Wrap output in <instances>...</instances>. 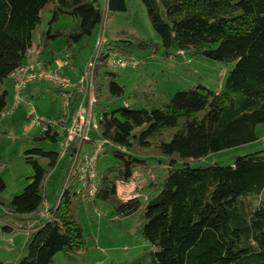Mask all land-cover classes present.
<instances>
[{
	"label": "trees",
	"instance_id": "16d2710c",
	"mask_svg": "<svg viewBox=\"0 0 264 264\" xmlns=\"http://www.w3.org/2000/svg\"><path fill=\"white\" fill-rule=\"evenodd\" d=\"M141 1L161 43L126 32L121 34L125 45L107 40L106 19L112 13H125L127 0H0V128L13 104L9 105L10 87L14 89L12 71L42 61L72 79L62 70L63 57L70 63L71 49L96 32L89 61L96 99L93 108L101 128L98 137L111 143L99 156V189L93 203H108L115 217L133 216L138 232L149 242L141 254L108 264H264V153L235 156L230 164L192 166L211 153L260 138L258 125L264 123V0ZM44 13L50 19L40 29ZM64 15L74 24L56 28ZM57 40H64L65 46L43 58ZM134 47L153 48L166 56L172 52L185 56L191 50L232 67L216 89L197 84L167 100L141 90L135 103L124 100L111 107L126 96L116 68L138 64L110 66V54L135 62L131 58ZM8 79L11 86L5 84ZM74 107L73 103L70 108ZM65 116L66 112L49 117L57 124L45 122L46 128L38 127L40 132L29 141L24 157L34 173L20 194L6 200L2 196L6 183L0 176V231L13 232L17 221L32 222L26 255L16 263L0 259V264H53L59 252L74 254L86 249L87 237L78 213L81 203L87 201L77 195L78 177L73 168L80 148L84 144L93 148L94 139L72 142L63 156L61 150L39 146L41 142L61 146L66 138ZM154 159L168 170L156 188L153 172L148 178ZM59 166L62 179L54 189L53 203H47L46 182ZM129 180L138 186L134 196L124 200L118 194V183ZM146 180L156 193L143 201L139 192ZM45 203L48 217L41 216Z\"/></svg>",
	"mask_w": 264,
	"mask_h": 264
},
{
	"label": "rangeland",
	"instance_id": "374dc122",
	"mask_svg": "<svg viewBox=\"0 0 264 264\" xmlns=\"http://www.w3.org/2000/svg\"><path fill=\"white\" fill-rule=\"evenodd\" d=\"M127 4L128 10L125 13H112L106 19L107 40L113 45H125L126 42L121 41L124 39L121 34L126 32L147 41L161 43V38L149 19L144 3L141 0H127ZM49 19L50 14L44 13L40 29L48 26ZM74 22L70 16L64 15L55 27L70 26ZM96 38L97 33L95 32L92 38H84L71 49L70 63L66 57H63L65 64L62 70L66 75L72 79L74 76L81 75L82 70L90 61ZM64 46V40H57L42 57L50 58L52 51L58 53ZM172 53L166 56L162 53H155L153 48L134 47L131 58L136 60L138 66L126 69L116 68L119 73L118 81L125 86L126 96L113 102L111 107L122 105L124 100L131 104L135 103V95L141 90L152 91L158 98L167 100L178 91L186 90L197 84L216 89L217 85L225 80L232 67V65L209 59L191 50L185 56L177 52ZM28 90L36 116L41 119L57 118L67 111L59 88L55 85L38 81L31 83ZM11 101L10 97L9 105ZM29 112L30 107L21 105L9 111L1 123L0 176L6 183V189L2 194L6 200L20 194L28 184V178L34 173L33 168L25 161L24 152L29 148V141L32 137L40 131L38 127L26 130L25 123L30 120ZM258 134L260 138L252 143L211 153L200 161L192 163V166L198 167L215 162L230 164L235 156L264 153V123L258 125ZM39 146L55 151L61 150L60 143L41 142ZM90 149H92L90 145L84 144L83 151ZM151 167L148 178H151V172H153L156 188L159 187V178L165 176L168 170L158 159L151 160ZM59 171L60 166L51 173L46 182L47 203H53L54 189L61 182ZM119 185L123 184L119 183ZM137 186L136 182H133V186H123L124 189L128 187L127 191H129L123 195L131 196L135 193ZM121 190L122 186H120V192ZM140 193V198L146 201L156 193V189H151L146 180V186ZM2 211L0 207V213ZM78 216L87 237L86 249L74 254L59 252L55 255L53 264H108L112 261L120 263L141 254L149 246V242L138 232L134 217H115L113 210L106 202L97 204L89 201L82 202ZM6 220L8 219L5 218L4 221ZM31 223V221H17L13 232L0 231L1 260L16 263L26 255L25 245Z\"/></svg>",
	"mask_w": 264,
	"mask_h": 264
},
{
	"label": "built area",
	"instance_id": "2783aa9c",
	"mask_svg": "<svg viewBox=\"0 0 264 264\" xmlns=\"http://www.w3.org/2000/svg\"><path fill=\"white\" fill-rule=\"evenodd\" d=\"M101 45V39L97 42V48ZM32 51L30 50L29 54ZM60 65L61 62H57ZM110 66L126 67L136 66V62H128L124 58H119L117 53H111L109 58ZM93 64L89 63L85 69V72L76 81H72L60 73L58 68H52L46 66L42 61H31L24 65L14 69L11 73V78L14 82L15 99L13 104L9 106L4 116L20 105L30 107V120L25 123L26 130H32L35 127L46 128L45 122L48 124H57L56 120L50 118H40L36 116L35 110L30 102V99L24 96L26 87L32 82L43 81L49 84L55 85L60 89V93L64 99V105L66 111V138L61 143L62 156L74 141H88L94 139L93 148L87 151H83V148L79 150V156L76 158L75 166L73 170L78 177L77 195L84 201L94 202L99 189V172L98 162L99 156L103 152L104 147L111 142L107 139H101L97 135L100 134L101 128L98 123V117L94 112L95 91L94 86L91 83ZM75 107L70 108L72 104ZM4 119V117H3ZM133 180L127 182L118 183V194L119 196L127 200L134 196L123 195L126 194L128 187L133 186ZM120 186L122 190L120 192ZM49 205L45 203L44 211L41 216L48 217ZM99 215V213H97Z\"/></svg>",
	"mask_w": 264,
	"mask_h": 264
},
{
	"label": "crops",
	"instance_id": "0c3cea01",
	"mask_svg": "<svg viewBox=\"0 0 264 264\" xmlns=\"http://www.w3.org/2000/svg\"><path fill=\"white\" fill-rule=\"evenodd\" d=\"M58 61H60V60H58ZM57 61V62H58ZM61 62V61H60ZM62 64V63H61ZM51 66H55L54 64H51ZM58 66H59V64H58ZM60 66H62V65H60ZM73 78H77V76H74ZM6 84V86H11L12 85V80L11 79H8V82H6L5 83ZM221 85V83L220 84H218L217 85V88L219 87ZM29 90H28V87H27V89L25 90V92H24V95L27 97V98H29ZM14 95H15V91H14V89H13V87H10V97H11V103L13 102V99H14ZM10 103V104H11ZM2 127V126H1Z\"/></svg>",
	"mask_w": 264,
	"mask_h": 264
},
{
	"label": "clouds",
	"instance_id": "9594fccd",
	"mask_svg": "<svg viewBox=\"0 0 264 264\" xmlns=\"http://www.w3.org/2000/svg\"><path fill=\"white\" fill-rule=\"evenodd\" d=\"M3 121V120H2Z\"/></svg>",
	"mask_w": 264,
	"mask_h": 264
}]
</instances>
